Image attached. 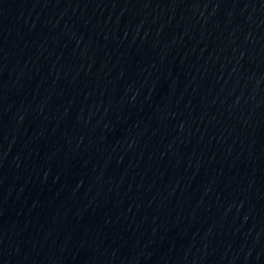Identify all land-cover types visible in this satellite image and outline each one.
I'll return each instance as SVG.
<instances>
[{"label":"water","instance_id":"1","mask_svg":"<svg viewBox=\"0 0 264 264\" xmlns=\"http://www.w3.org/2000/svg\"><path fill=\"white\" fill-rule=\"evenodd\" d=\"M0 264H264V0H0Z\"/></svg>","mask_w":264,"mask_h":264}]
</instances>
